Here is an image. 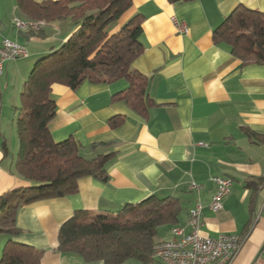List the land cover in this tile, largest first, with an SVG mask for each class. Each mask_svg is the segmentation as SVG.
<instances>
[{"label": "crops", "instance_id": "0c3cea01", "mask_svg": "<svg viewBox=\"0 0 264 264\" xmlns=\"http://www.w3.org/2000/svg\"><path fill=\"white\" fill-rule=\"evenodd\" d=\"M238 6L264 13V0L180 4L131 0L109 34L136 15L142 18L144 51L132 69L147 78L146 92L153 105L146 116H140L113 99L128 89L125 79L111 84L85 82L75 90L53 85L56 113L49 123L53 142L73 138L84 158L109 156L103 167L107 180L83 178L74 195L22 206L15 216L20 233L11 241L42 251L40 264H102L58 252L59 228L74 212L116 215L125 205L151 196L173 197L182 208L179 225L201 203L200 236L243 237L232 264H264V66L242 65L227 46L214 44L212 38ZM172 18L185 24L188 33L179 34ZM15 21L28 20L18 12L15 0H0V42L6 38L25 48L32 59L24 73L33 62L59 49L74 31L70 20L53 22L38 38L16 29ZM11 65L0 76V196L31 186L14 171L18 138L14 119L7 112L8 78L19 77L21 93L27 73ZM113 117L122 119L116 129L108 125ZM211 176L232 181L217 212L208 208L214 193ZM192 182L196 190L189 189ZM172 229H159L156 242L174 239Z\"/></svg>", "mask_w": 264, "mask_h": 264}, {"label": "trees", "instance_id": "16d2710c", "mask_svg": "<svg viewBox=\"0 0 264 264\" xmlns=\"http://www.w3.org/2000/svg\"><path fill=\"white\" fill-rule=\"evenodd\" d=\"M188 1L192 0H167L170 4ZM130 2L15 0L18 12L28 20L23 23L40 30L28 34L42 38L48 24L65 20L73 23L74 31L59 49L34 64L19 95L14 171L31 186L0 196V237L9 238L1 249L0 264L41 263L42 251L11 241L20 233L15 227L18 209L38 201L74 195L78 192V181L83 178L107 180L103 167L109 156L86 159L73 138L53 142L49 130L56 113L52 86L75 90L85 82L111 84L125 79L128 89L113 99L123 101L140 116H146L153 105L146 92L147 78L132 69L144 51L142 18L136 15L117 32L109 34ZM212 38L214 44L227 46L242 65L264 66V13L238 6L213 31ZM121 123L122 119L117 117L108 121L112 129ZM16 195V203L10 205V199ZM181 215L178 199L155 196L136 205H125L116 215L76 211L59 228L57 250L76 255L86 263L148 264L158 230L179 225Z\"/></svg>", "mask_w": 264, "mask_h": 264}, {"label": "built area", "instance_id": "2783aa9c", "mask_svg": "<svg viewBox=\"0 0 264 264\" xmlns=\"http://www.w3.org/2000/svg\"><path fill=\"white\" fill-rule=\"evenodd\" d=\"M174 26L179 34H187L185 24L179 23L172 18ZM20 31H40L39 29H28L23 23H14ZM27 57L25 48L6 38L0 42V76L2 75L3 63L9 60ZM209 182L214 186L208 208L212 212L222 209L224 198L229 194L232 181L227 177L211 176ZM198 186L191 183L190 190H196ZM204 207L201 203L195 204L189 211L183 225L172 229L174 239L155 242L151 259L155 264H232L243 243H239L236 234H221L216 238L202 237L199 229L202 225V213ZM261 254L264 255V246Z\"/></svg>", "mask_w": 264, "mask_h": 264}, {"label": "rangeland", "instance_id": "374dc122", "mask_svg": "<svg viewBox=\"0 0 264 264\" xmlns=\"http://www.w3.org/2000/svg\"><path fill=\"white\" fill-rule=\"evenodd\" d=\"M31 59L32 58L30 56L25 58V59L19 58V59H16V60L9 61V63H6V65L11 63L12 64L11 65L12 68H14V69L19 68L20 72L23 73V74L27 73L26 74V78H25V79H27V76L29 75V73L32 70V67L34 66V64L37 61L36 60L35 62H33L31 69L28 72L24 73V71H27L28 65L31 62ZM5 66H4V69L2 67L3 72H5ZM8 81L9 82L7 84V87L8 86L9 87L7 89V92L9 93V97H8L9 107L7 109V112L9 114L10 118L14 119V124H15L16 123V119L18 117V111H17L18 107H19L18 95L20 93L19 91L21 90L20 89V87H21V82L20 81L21 80L19 79L18 76H16L15 79H13V80L8 78ZM10 81H11V83H10ZM16 200H17V198L10 199V205H14L16 203ZM8 239L9 238L7 236H5V235L0 237V254H1V249H2L3 245L8 241Z\"/></svg>", "mask_w": 264, "mask_h": 264}, {"label": "bare ground", "instance_id": "6f19581e", "mask_svg": "<svg viewBox=\"0 0 264 264\" xmlns=\"http://www.w3.org/2000/svg\"><path fill=\"white\" fill-rule=\"evenodd\" d=\"M22 22V21H21ZM21 22H16V23H21ZM24 24V23H23ZM25 27H27L28 29L31 28V29H38L36 26L34 25H31V24H24ZM244 241V238L243 237H240L239 236V243H243ZM148 264H155V259H151V261L148 263Z\"/></svg>", "mask_w": 264, "mask_h": 264}]
</instances>
